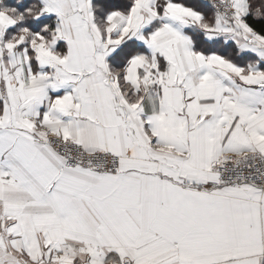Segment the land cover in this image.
<instances>
[{"label": "snow or ice", "instance_id": "obj_1", "mask_svg": "<svg viewBox=\"0 0 264 264\" xmlns=\"http://www.w3.org/2000/svg\"><path fill=\"white\" fill-rule=\"evenodd\" d=\"M0 264H264V0H0Z\"/></svg>", "mask_w": 264, "mask_h": 264}]
</instances>
